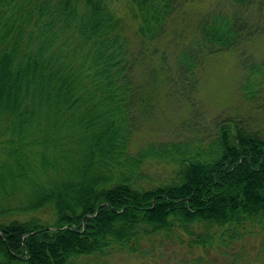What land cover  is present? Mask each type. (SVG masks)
Wrapping results in <instances>:
<instances>
[{
  "label": "trees",
  "instance_id": "16d2710c",
  "mask_svg": "<svg viewBox=\"0 0 264 264\" xmlns=\"http://www.w3.org/2000/svg\"><path fill=\"white\" fill-rule=\"evenodd\" d=\"M207 1L179 31L180 0H128L131 33L108 0H0V264H99L185 239L201 264L264 222V132L242 118L133 143L137 117L197 90L216 55L234 56L242 97H264V0ZM152 161L174 169L147 186Z\"/></svg>",
  "mask_w": 264,
  "mask_h": 264
},
{
  "label": "rangeland",
  "instance_id": "374dc122",
  "mask_svg": "<svg viewBox=\"0 0 264 264\" xmlns=\"http://www.w3.org/2000/svg\"><path fill=\"white\" fill-rule=\"evenodd\" d=\"M108 1L117 15L132 23V28L130 27L132 30L130 31L129 28L127 31L133 33L136 23L130 15L131 6L128 0ZM180 1L181 7L176 6L177 9L179 7L181 9L176 15L179 31L190 28L191 16L186 14V11L192 12L195 11L196 6H201V0L197 5H194L191 0ZM183 32L188 34L187 31ZM260 40H262L260 35L254 39L253 52L258 56L259 62L263 63L264 43ZM165 48L169 50L167 46ZM229 55L223 53L210 59L202 72L197 90L187 92L186 97L182 96V99H186L191 104V115L187 122L179 125L181 113L190 110H186L182 105V99L168 91L166 99L162 101L157 99L161 101L162 108L155 112L149 109L151 112L149 115L146 116L144 113L142 117H137L136 125L139 130L133 143L137 145L148 141L162 143L188 139L192 134H198L197 130L204 136H208L213 124L229 116L242 118L245 125L254 126L264 132V97L254 102L242 97L239 70L234 63V56ZM165 56L167 57L166 52ZM148 167L149 170L144 176L147 186L166 181L172 176L174 169V166L169 163L155 161H152ZM47 216L44 214V217ZM198 254L197 249L188 247V241L185 239L183 245H169L166 251H156L144 257L115 256L99 264H194ZM201 264H264V222L261 224L247 222L239 235L232 240L226 239L225 244L219 243L217 247H213L206 262Z\"/></svg>",
  "mask_w": 264,
  "mask_h": 264
},
{
  "label": "bare ground",
  "instance_id": "6f19581e",
  "mask_svg": "<svg viewBox=\"0 0 264 264\" xmlns=\"http://www.w3.org/2000/svg\"><path fill=\"white\" fill-rule=\"evenodd\" d=\"M235 139H236V136H235Z\"/></svg>",
  "mask_w": 264,
  "mask_h": 264
}]
</instances>
